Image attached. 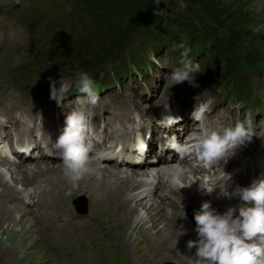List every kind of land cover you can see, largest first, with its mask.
<instances>
[{
    "label": "rangeland",
    "instance_id": "rangeland-1",
    "mask_svg": "<svg viewBox=\"0 0 264 264\" xmlns=\"http://www.w3.org/2000/svg\"><path fill=\"white\" fill-rule=\"evenodd\" d=\"M142 1L146 9L150 8L154 12L157 11V5L154 3V0ZM167 1L170 0H161L158 6V15L163 17L162 25L170 26L168 22L176 21L181 26H184L188 35L195 36L193 37L194 40L198 39L197 35L201 36L206 33L207 27L214 30L218 35L227 36L230 34L226 28H229V30L233 31L234 36H230L229 45L233 49L231 54L228 55L232 59L231 62L233 63L234 70L238 69L239 73L234 78L244 77L245 84L249 76L254 74L255 87L259 88L264 84V72H262L264 71V51L260 49L258 51L255 50L257 48L254 44L257 41L264 45V0H184L187 7L183 9L179 7L177 0L171 1V4L176 8L169 6L166 3ZM77 4H79L78 7H76ZM90 9V6L85 5L79 0H27V3L21 7L19 11L20 16L19 14L18 16L23 21L30 22L33 25V29L19 42L7 48L1 56L0 83L21 80L24 83L30 82L35 84L38 81L41 85H47L50 82V78L65 76V73L71 69L70 63L66 60L70 58V55H74V47L77 43L75 45L73 43L78 42L83 37L89 38L90 44L98 42V32L95 33L94 24H92L96 19L90 13ZM71 10H73L80 21L76 25H73L71 22L67 25L69 19L72 18ZM223 12L226 16L220 15ZM181 14L184 17L187 15L190 20L189 18H183ZM251 14L255 22L258 23V25H254L253 27L252 25L245 24ZM18 16L17 20L19 21ZM233 18L239 21L238 26L233 23L236 21ZM61 20H63L65 25L57 29V24ZM149 21L148 27L150 29L145 25H137L130 28L129 33L124 36L126 42L121 49L126 47L129 42L131 43L140 38H148V35L156 32L158 25H154V21L151 19ZM216 21L221 22L223 27L221 24H216ZM97 25L99 26V22ZM148 30L150 31L147 33ZM171 36L176 37L174 34ZM179 37L183 38L180 35ZM236 38L237 40L235 41ZM53 39H56L57 42L61 41V46L58 45L57 49H55V46H52ZM48 45V49H50L48 51L52 52L54 55L52 57L55 58L54 61L50 60V62L40 57L42 56V52H46ZM229 45L228 49H230ZM250 46L252 50H250ZM53 49L55 50L53 51ZM118 52L110 54L103 63L98 65L110 70L112 80L115 82H118L121 76L132 74V66L136 70H144L149 65L145 50L140 47L136 48L133 54L122 50L120 53V57L123 59L122 65L113 66L110 58L116 56ZM56 59L60 61L57 62ZM77 66V70L89 72V70L83 69L81 64ZM77 66L75 65L74 68H77ZM223 71L220 70L219 75L223 74ZM68 94L69 89L66 92V95ZM47 112L46 115L48 116ZM146 112L147 115L151 114L149 110H146ZM118 121L124 126L123 122ZM46 160L51 161L54 158L27 162L32 163V166L41 168L40 170L45 173L56 175L59 180L58 186L61 184L54 195L51 192H46V195L42 196L43 203L41 204H43V207H36L35 211H32L10 203L8 204L9 208L6 203L2 204L5 199L4 195L0 194V201H2L0 202V264H192L196 249L189 250L187 242L195 233L192 232V229H179L178 224L174 223L173 217L176 216L177 218L180 215V210H178L176 203H174L175 206L169 213V211L165 212L162 206L157 208L152 204L154 207H145L147 202L135 201L132 205H139L135 213L136 215H133V218H129L130 209L128 208L127 210L123 200L128 192L127 190L133 186V180L127 179L126 182L122 183L123 187L120 188L121 191L119 189L108 197L107 194H104L109 200L107 199L101 204L97 202L100 205L94 209L93 203L97 201V198L88 196V194L97 191L101 185L88 187L89 178L80 186L79 181L73 183L63 172L58 173L56 170L46 171L48 170L46 166L44 167L47 162ZM176 168L177 164L171 166L169 179L173 180L172 178L183 172V170L181 172L177 171ZM3 171L6 172V170ZM41 171L37 174L32 173L28 175L31 184L32 182L39 181L38 177L46 175L43 172L41 173ZM0 173H2V167H0ZM120 177L119 175L118 181H120ZM184 177V175H181L180 178L181 183L186 186L182 190L186 191L190 187H187V178ZM95 178L97 177L95 176ZM110 178H112L110 183L113 185L112 182L116 177L113 178L111 176ZM12 180L10 178L11 185H14V180ZM65 180L70 184V188L66 190H64ZM160 180H164L159 183L162 190L164 188L162 184L166 180L165 178H161ZM171 180L169 183H172ZM93 183L95 182L93 181ZM124 184L127 186L126 188ZM25 185H28L26 181ZM107 186L103 190L110 189L114 191L117 185L111 187L108 184ZM28 189H25L27 191L25 196L30 194L34 198V201H38L37 198L39 197H34V194L28 192ZM31 189L35 188L32 187ZM57 194H61L62 197V205L60 206L58 205L59 197H56ZM64 194L72 196L73 199L70 197L68 199L65 198ZM84 197L88 198L89 207L85 209L86 213L82 216L74 213L75 211L72 208L80 207L81 209L82 203L83 207H85L86 201H84ZM120 198L122 201H120ZM71 199L74 202L76 201V205L72 201H68ZM115 201H118V204ZM65 202L71 204L70 210L76 215L73 219L76 220L78 225H81L77 229H54L60 218L58 213L64 214L66 212V210H63V207L67 208L63 204ZM148 204L151 205L150 203ZM180 204L182 203L180 202ZM9 210L12 211L11 214H8ZM147 210L150 215L147 214ZM181 215L184 216V214ZM115 217L118 218V221L114 222ZM148 217H152V219L149 220L146 227L145 225L136 227L138 220ZM116 223H120L123 226L119 229L114 228V226H112L114 229H108L109 225H116ZM24 226L34 227V229H24ZM67 226L71 225L67 224ZM190 240L193 239L191 238Z\"/></svg>",
    "mask_w": 264,
    "mask_h": 264
},
{
    "label": "clouds",
    "instance_id": "clouds-1",
    "mask_svg": "<svg viewBox=\"0 0 264 264\" xmlns=\"http://www.w3.org/2000/svg\"><path fill=\"white\" fill-rule=\"evenodd\" d=\"M181 9L187 5L184 0H177ZM157 5L155 15L159 14L158 6L161 0H154ZM180 66L167 74L165 79L172 85L182 84L185 81L195 86L193 73L200 72V64L188 59L190 49L183 43ZM51 80V78H50ZM76 87L82 96L74 101V107L66 114L65 126L54 140L53 147L60 154L64 173L73 183L79 181L86 174L100 175L97 169L91 167V144L88 135L91 132V111L99 100L95 81L85 72L78 74ZM67 88L61 79L59 87L57 81L51 80V98L62 104ZM206 105H196L191 113V119L202 125ZM181 118L166 114L160 119L162 125L171 126ZM139 121V117H137ZM252 119L246 114L243 120H237L233 125L212 128L201 126L200 132L191 142L180 143L175 136L166 138V146L174 150L181 158L186 154L194 155L206 167L218 165L227 153L238 146L250 141L253 136ZM222 170V169H221ZM181 174L173 178V182L186 187L181 183ZM191 186V185H189ZM207 194L214 189L204 188ZM223 196H237L244 204L239 207L238 215L235 208H229L219 213L211 206V202H204L200 210L195 213L196 232L198 240H189L187 248H195L196 253L192 264H264V179H254L250 186H237L233 192L228 188L220 187ZM252 205V206H247Z\"/></svg>",
    "mask_w": 264,
    "mask_h": 264
},
{
    "label": "trees",
    "instance_id": "trees-1",
    "mask_svg": "<svg viewBox=\"0 0 264 264\" xmlns=\"http://www.w3.org/2000/svg\"><path fill=\"white\" fill-rule=\"evenodd\" d=\"M82 1L85 5L90 6V13L93 15V17L99 21V26L95 28V33L98 32V42H93V44H90L89 38L83 37V39H80L78 42H74V55H70V58L66 61L70 63V68L73 69L75 65L81 64L84 67H89L96 65L98 66L100 63H103L104 60L110 56V54H113L114 52L120 51L124 43L126 42V39L124 36H126L129 33L130 28L136 27L137 25H145L148 27V23H150V19L155 21L163 20V17L161 15H155L154 11H152L150 8L146 9L144 2L142 0H79ZM169 6L175 7L171 4V2H166ZM79 4H77L76 7H78ZM176 8V7H175ZM70 13L73 15H76L73 10L70 11ZM221 16H226V14L220 13ZM181 16L185 19H188L189 17L186 15L185 17L181 14ZM190 20V18H189ZM233 20H236L233 18ZM176 22V21H175ZM174 21L168 22V24L171 26L170 29H168V35L176 34L177 36H182L183 42H189L188 40L192 37H195L194 35H188L185 31L184 26H181V24L175 23ZM216 24L222 23L219 21L215 22ZM239 25V21L236 20L233 22ZM246 25H258V23L255 22L254 17H252V14L248 17V20L245 22ZM206 26H209L208 24H205ZM225 28V27H224ZM228 33L231 36L233 35V31L229 30V28H226ZM207 32L202 34L201 36H196L198 39L196 43L200 47L201 52H205L206 49L210 52L209 57L212 58L208 63V75H211L213 72L217 73L219 75L220 70L223 71L221 76L218 77V79L221 80H227V81H234V84L236 87H241V85L244 83V78H237L235 79L233 76L236 75L238 72L234 70L233 63L231 62V57L229 56L232 52L231 45H229L230 41V35L225 36H218L215 34L211 29H208ZM239 31V30H238ZM94 33V34H95ZM93 34V35H94ZM236 37V36H235ZM258 37V36H257ZM256 38V37H255ZM260 38V37H259ZM264 40V39H263ZM61 41L57 42L56 39L52 40V46H55V49H57V46L60 45ZM210 43V47H207V44ZM255 47L258 51L260 49L261 51H264V45L262 43H258L257 41L254 42ZM228 45L230 49H228ZM61 46V45H60ZM105 46V47H104ZM49 45L46 48V52H42L41 59L54 61L55 58L52 56L53 53L49 52L48 49ZM250 50H252L251 46L249 47ZM53 49V51L55 50ZM256 51V53H257ZM251 52V51H250ZM229 54V55H228ZM215 55V57H214ZM229 60V62H228ZM56 61H60L57 60ZM64 61V60H62ZM53 65V64H52ZM60 65V63H59ZM67 66V65H64ZM239 74V73H238Z\"/></svg>",
    "mask_w": 264,
    "mask_h": 264
},
{
    "label": "bare ground",
    "instance_id": "bare-ground-1",
    "mask_svg": "<svg viewBox=\"0 0 264 264\" xmlns=\"http://www.w3.org/2000/svg\"><path fill=\"white\" fill-rule=\"evenodd\" d=\"M133 42H129L128 44L129 45H133L132 44ZM119 120V119H118ZM115 123H117V122H115ZM120 124V123H119ZM15 125H16V123H15ZM121 125V124H120ZM34 127H35V125H34ZM121 127H123V125H121ZM26 131H27V129L26 128H23V127H21V128H18L17 129V133L19 134V135H21V136H23L25 133H26ZM41 146V145H40ZM41 148H42V150L43 151H45L46 150V148L43 146V147H40L39 149L41 150ZM49 158H54V160H51V161H47L46 163H45V165H44V167L46 166V169H48V170H46V171H51V170H56L58 173H64V167H63V163H62V159H59L58 157H56V156H51V155H48V154H45V153H43L41 156H40V158L39 157H33V158H30L29 160H27L26 159V162H33V161H36V160H41V159H49ZM174 160L172 159V160H164V162H166V166H170L169 168H167L166 170H165V174H163V175H161V173H159V174H154V176L157 178V184H156V187L157 188H159L160 190H161V185L159 184L160 183V181L161 182H163L162 180H160L161 178L162 179H164L165 177L164 176H168L169 178H170V168H171V166L173 165V164H171L170 165V162H173ZM101 161H95L94 162V164H98V163H100ZM0 167H2V173H0V192H1V194H9L10 196L8 197V199L10 198V197H12V198H14V199H16L17 201H18V205H23V206H28V205H36L37 203H38V201H34V198L29 194L28 196H25V193H27V191H25V189L26 188H21L20 187V189H19V185H18V183H21L22 185H25V181H26V178H28V171L29 170H35L34 172H32L33 174H37V173H40V169L41 168H38V167H35V166H32V163H29L28 165H26V168H25V171L27 172V173H21L20 172V170H18L17 171V173H16V175L14 176V175H11L9 178L7 177V176H4V172L5 171H3V170H5V169H3V165L0 163ZM49 168H50V170H49ZM99 168V170L97 169V167H94V169H97L98 170V172H99V175H100V179H97V178H95L94 179V177L96 176V175H94V174H88L87 176H83V178L81 179V180H79V184H80V186H81V184L83 183V182H86L89 178H90V182L88 183L89 184V186L88 187H90V186H94V185H101V187L97 190V191H94L93 193H90V194H88V196H92V197H95V198H97V201L96 202H94L93 203V205L95 206L94 207V209L97 207V206H99L103 201H105V200H107L108 198H106V196L104 195V194H107V197L108 196H111L112 194H114V192L115 191H117V190H119L121 187H123L122 186V183H124V182H126L127 181V179L128 180H133V182H135L134 180H135V178L137 177V176H139V178H138V182H142L145 178H146V175L144 176V175H141V173H140V171L137 169V168H132L131 169V173L128 175L127 174V172H128V170H125V168L123 167V164H121V165H119V166H117L116 168H119V169H115V170H112V169H109L108 167H105V168H103V167H98ZM182 171V170H181ZM43 171H41V173H42ZM121 172V173H120ZM7 173H11L12 174V171H11V169H8V172ZM31 173V174H32ZM43 173H45V172H43ZM122 173H125V174H122ZM139 173V174H138ZM183 174H182V176L184 175L185 177H186V174L184 173V171L182 172ZM46 175H43V176H40V177H38V180L39 181H37V182H35V183H33L32 182V186H33V188H35L34 189V191H31L30 189L32 188H29L28 189V192H30V193H33L34 194V197H39L40 196V194L42 193V187L44 186V185H47V184H51V185H54V186H58V184H59V180H58V177L56 176V175H50L49 173H45ZM64 175H65V173H64ZM121 176V177H126V178H119L120 179V181H118L117 179H118V176ZM14 176V177H13ZM31 176V175H30ZM29 176V177H30ZM66 176V175H65ZM103 176V177H102ZM116 177V179L112 182V184L113 185H117L116 186V190H114V191H112V190H103V188L104 187H108L107 185L108 184H110L109 182H111V180H112V178H109V177ZM35 177V176H34ZM184 177V178H185ZM10 178H12L13 180H14V185H11V182H10ZM173 179V178H172ZM12 180V181H13ZM34 180H35V178H34ZM171 180V179H170ZM184 180V179H183ZM93 181L95 182V183H93ZM184 181H186V180H184ZM171 182H172V184L170 185V184H168L169 182H165L164 184H162V186L164 187V188H162V190H164V189H166V190H169L168 191V195L169 196H171L172 197V199L173 200H175L176 199V201L174 202H171V204L169 205V206H167L168 204H163L162 205V208H163V210L165 209V212H167V211H169V213H170V211L171 210H173V208H174V206H175V204L174 203H176L177 204V206H178V210H179V204H180V202L181 203H186V202H189V201H191L192 199H194L195 198V196H194V194L191 192V190H190V188H187L186 189V191H184V190H182V188H180V186L179 185H177V184H175L174 182H173V180H171ZM61 183H62V181H61ZM64 184H65V187H64V190H66V189H68V188H70V184L68 183V182H66V180L64 181ZM18 185V188H17V190H18V192L17 191H14L13 193L11 192V190L10 189H13L15 186H17ZM125 185V184H124ZM130 185H132V184H130ZM159 185H160V187H159ZM174 186V187H173ZM127 186L125 185V188H126ZM129 187V186H128ZM134 187H135V184H133V186L131 187V189H128L127 191V193H126V196H125V198H124V200H123V203L125 204V206H126V208H127V210H128V208L130 209L129 210V214H128V217L129 218H133V215H136L135 213L137 212V207L139 206H137V205H132V203L133 202H135V201H143V202H146V200L145 199H141V200H138L139 198H138V196H139V193L140 192H144L145 191V189H144V187L142 186V185H139V190H138V192H135V189H134ZM188 187V186H187ZM173 189H175V190H173ZM7 190H8V192H7ZM57 191H58V189H57ZM120 191H121V189H120ZM173 191V192H172ZM126 192V191H125ZM163 192H165V190L163 191ZM56 192H54L52 195H54ZM101 193H103V194H101ZM117 193V192H116ZM192 193V194H191ZM32 194V195H33ZM177 194V196H175ZM46 195V194H45ZM120 195V194H119ZM122 195V194H121ZM65 198H66V196H65V194L63 195ZM124 196V195H123ZM21 197V198H20ZM24 197V198H23ZM56 197H59V206L60 205H62V197H61V194H57L56 195ZM55 197V198H56ZM20 198V199H19ZM23 198V199H22ZM54 198V199H55ZM70 198H72V196L70 197ZM119 198V197H118ZM121 198H123V197H121ZM120 198V199H121ZM175 198V199H174ZM178 198H181V199H179L178 200ZM164 201H166L167 200V198L166 197H163L162 198ZM187 199H188V201H187ZM19 200H20V202H19ZM109 200V199H108ZM119 200V199H118ZM4 201V203H2V204H10V202L11 201H8L7 199H5V200H3ZM69 201V200H68ZM73 202V200L71 199L70 200V202ZM120 201H122V199L120 200ZM0 202H2V201H0ZM100 203L99 205H98V203ZM116 202V201H115ZM118 202V201H117ZM116 202V203H117ZM67 208H65V207H63V210H66V212L64 213V214H60V213H58L60 216V218H59V220H58V223L55 225V227H54V229H77V228H79L81 225H78V223H76V220H74L73 219V217H75L76 215L75 214H73L72 212H71V204H69L68 202H65V203H63ZM92 204V203H91ZM118 204V203H117ZM136 204V203H135ZM151 205H149L150 207H154L152 204H154V203H150ZM6 205V206H7ZM74 205H76V203L74 202ZM140 205H142V204H140ZM148 205H145V207H147ZM176 206V207H177ZM8 207H9V205H8ZM10 208V207H9ZM80 208V207H79ZM123 208V207H122ZM67 211H69L68 212V215H67ZM82 211V210H81ZM115 212L117 213V211L115 210ZM164 212V213H165ZM12 213V211L11 210H9V213L8 214H11ZM74 213H76V212H74ZM178 213H179V211H178ZM147 214H149L148 213V210H147ZM152 214V213H151ZM182 214H184L183 213V209H182ZM116 215V214H115ZM150 215V214H149ZM148 216V215H147ZM146 217V216H145ZM178 217H179V222L177 221V218H176V216L175 217H173L174 218V223H177L178 224V227H179V229H187L186 228V225H185V222L183 221V219H184V216L183 215H178ZM1 219V218H0ZM115 220H114V222L115 221H118L117 219V217H115L114 218ZM152 219V217L150 218V217H148V218H142V219H140V220H138V224L136 225V227H139V226H144L145 225V227H146V225L148 224V222H149V220H151ZM7 222V221H6ZM61 223V224H60ZM75 223V224H74ZM22 224V223H21ZM67 224H69V225H71V226H67ZM72 224H74V225H72ZM125 224V223H124ZM158 225V224H157ZM174 225V224H173ZM172 225V226H173ZM21 226V225H20ZM112 226H114V228H116V229H119L121 226H123V225H121L120 223H116V225H109V228L108 229H114ZM24 229H34V227H26V226H24ZM94 229H96V228H94ZM125 229V228H124ZM146 229V228H145Z\"/></svg>",
    "mask_w": 264,
    "mask_h": 264
}]
</instances>
